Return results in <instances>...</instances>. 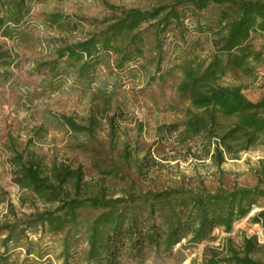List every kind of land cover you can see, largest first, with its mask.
Instances as JSON below:
<instances>
[{"label": "trees", "instance_id": "trees-1", "mask_svg": "<svg viewBox=\"0 0 264 264\" xmlns=\"http://www.w3.org/2000/svg\"><path fill=\"white\" fill-rule=\"evenodd\" d=\"M35 1L0 0V32L13 36L16 25L25 26ZM109 7L111 14L98 20L87 37L59 48L58 56L65 58L69 68L60 71L59 61H50L45 66L52 74L73 70L77 79L91 84L109 57L115 59L113 76L105 87L111 84L116 90L120 75L137 66L149 84L171 82L175 92L188 97L184 119L158 128L160 134H176L177 145L185 146V153L210 158L221 168L229 158L264 147V97L256 100L242 85L220 82L228 71L255 77L264 62V43L258 46L253 38L264 35V0H159L149 8ZM43 20L66 31L78 28L61 13L46 14ZM194 33L198 39L190 42ZM203 35L211 47L206 55L202 54ZM170 39L179 48L178 61L167 66L165 46ZM14 60L0 48V67ZM112 97L110 93L105 98L106 107ZM56 116L80 135L94 136L101 122L95 114L86 124L72 116ZM110 126L116 145L117 121L111 118ZM8 152L12 180L24 193L21 203L31 199L52 207L0 226L4 232L0 264H20V254H14L19 248L25 250L27 261L31 255L42 258L45 251L40 245L45 237L58 239L62 264H143L148 255L169 253L184 240L195 245L214 240L216 230L231 233L264 199V158L259 160L253 185L210 189L204 183H183L140 189L133 183L116 195L105 188L93 190L83 164L47 163L35 151L19 150L15 143ZM125 152L124 158L130 160L131 153ZM158 164L150 151L137 160L142 174ZM104 174L120 177L121 167ZM250 218L264 231V208ZM31 234L39 238L32 239ZM202 264H264V240L247 233L239 241L225 237L220 245L206 248Z\"/></svg>", "mask_w": 264, "mask_h": 264}, {"label": "rangeland", "instance_id": "rangeland-1", "mask_svg": "<svg viewBox=\"0 0 264 264\" xmlns=\"http://www.w3.org/2000/svg\"><path fill=\"white\" fill-rule=\"evenodd\" d=\"M157 1L36 0L25 26L16 25L13 36L0 32V48L15 58L12 65L0 67V226L7 221L24 220L33 212L52 207L31 199L21 203L24 193L13 182L8 163V149L14 143L19 150L35 151L47 163L59 160L83 164L93 190L105 188L116 195L123 194L133 183L140 189H161L183 183H204L206 187L216 189L221 185L230 188L234 184L247 186L257 182L255 170L259 160L264 158V147L256 146L242 152L239 158H229L218 168L210 158L198 159L185 153V146L177 145L176 134L159 133L160 125L181 122L184 110L190 104L186 95L172 89L171 82L149 84L138 67L132 66L130 71L120 75L116 90L111 84L105 87V81L113 76L115 59L109 57L91 84L77 79L73 70L54 75L45 66L57 59L59 70L65 72V67L69 66L64 63L65 58H59V48L65 43L79 41L95 30L97 21L111 14L109 4L149 8ZM50 13L70 16L78 28L66 31L45 22L43 17ZM196 35H192L190 42L198 39ZM253 38L258 46L264 43V35L255 34ZM201 40L204 45L202 54L206 55L211 49L210 42L206 35L201 36ZM177 48L171 39L167 42L165 65L177 63ZM220 82L242 85L252 98L258 100L264 97V62L258 66L255 77L228 71ZM110 93L113 94L112 103L106 107L104 100ZM262 112L264 114V110ZM56 114L72 116L84 124L91 114H95L101 122L94 136L80 135L71 132ZM111 118L118 124L116 145L112 144ZM126 149L131 153L130 160L123 156ZM149 151L159 164L142 174L137 160ZM116 165L121 167L120 177L104 174ZM262 208L264 199L248 217L235 224L231 233L216 230L214 240L195 245L184 240L169 253L148 255L143 264H202L207 247L220 245L228 236L239 241L242 233L257 234L263 241L262 227L252 223L250 218ZM1 237L4 232H0ZM30 237L38 239L39 235L31 234ZM55 240L45 237L42 241L40 246L45 251L42 258L31 255L27 261L22 248L16 249L14 254H20V264H62L61 247ZM84 247L82 244L79 250ZM81 251L79 258L84 255Z\"/></svg>", "mask_w": 264, "mask_h": 264}]
</instances>
